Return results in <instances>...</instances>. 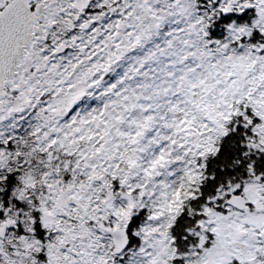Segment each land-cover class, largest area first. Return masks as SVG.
<instances>
[{
    "label": "snow or ice",
    "instance_id": "6c2138e0",
    "mask_svg": "<svg viewBox=\"0 0 264 264\" xmlns=\"http://www.w3.org/2000/svg\"><path fill=\"white\" fill-rule=\"evenodd\" d=\"M0 264H264V0H0Z\"/></svg>",
    "mask_w": 264,
    "mask_h": 264
}]
</instances>
